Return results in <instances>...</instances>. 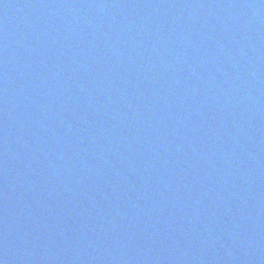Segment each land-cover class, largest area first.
I'll return each mask as SVG.
<instances>
[{
  "label": "water",
  "instance_id": "95a60500",
  "mask_svg": "<svg viewBox=\"0 0 264 264\" xmlns=\"http://www.w3.org/2000/svg\"><path fill=\"white\" fill-rule=\"evenodd\" d=\"M218 84L264 169V0H183Z\"/></svg>",
  "mask_w": 264,
  "mask_h": 264
}]
</instances>
